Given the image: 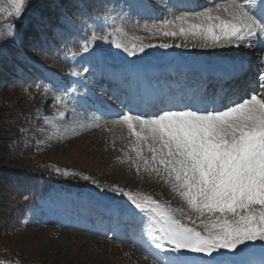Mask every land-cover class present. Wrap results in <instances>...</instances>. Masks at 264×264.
Segmentation results:
<instances>
[{
	"label": "rangeland",
	"instance_id": "1",
	"mask_svg": "<svg viewBox=\"0 0 264 264\" xmlns=\"http://www.w3.org/2000/svg\"><path fill=\"white\" fill-rule=\"evenodd\" d=\"M31 1L23 18L14 21L23 30L34 22L46 24L31 9ZM93 1L74 0L78 8L72 15L60 10L56 24L62 28L51 30L48 39L42 38L38 52L31 51L24 65L10 69L7 79L12 82L0 84V106L14 120L7 142L20 150L8 168L26 170L41 186L51 189L49 198L38 200L19 228L0 234V261L7 264H167L175 254L154 248L152 242L159 236L155 221L150 215L138 214L126 197L115 192L116 187L137 197L151 196L175 210L181 222L193 226L195 221L198 231L204 230L202 220L210 223L219 215L201 216L175 191L162 169L157 173L151 165L146 168L133 148L141 147L143 157L150 160L147 146L137 145L127 127L114 122L122 113L147 116L168 107L160 100L168 94L164 99L174 101L170 89L179 94L173 106L202 107L195 87L191 88L198 75L187 73L184 64H192L189 71L211 64L228 71L253 58L255 66L260 60L250 56V49L261 45L243 51L227 43L212 46L209 40V46L203 47L205 41L199 37L163 34L179 32L176 16L206 8H213L215 14V5L229 0H193L190 4L180 0H100V5L107 4L100 10L94 9ZM40 2L59 5L57 0ZM0 7L11 10L10 0H0ZM219 14L227 18L222 9ZM4 20L0 15V34L6 33ZM165 21L174 23L164 26ZM195 22L189 19V23ZM93 32L106 39L97 40L89 53L82 52ZM21 36L18 32L15 42L0 45V60L22 56L16 43ZM116 43L129 47L134 43L145 50L132 56L116 48ZM256 53L264 58L260 49ZM152 69L160 72L154 76L145 72ZM163 72L169 73L167 88ZM183 83H190L187 87L191 89H177ZM158 94H162L160 98ZM57 169L70 174L61 175ZM262 245L264 242H250L233 259L261 264L264 259L257 257L264 256ZM182 258L189 264L208 261L194 253Z\"/></svg>",
	"mask_w": 264,
	"mask_h": 264
},
{
	"label": "snow or ice",
	"instance_id": "2",
	"mask_svg": "<svg viewBox=\"0 0 264 264\" xmlns=\"http://www.w3.org/2000/svg\"><path fill=\"white\" fill-rule=\"evenodd\" d=\"M10 3L11 10L0 7L6 24V33L0 34V45L18 39L14 21L26 14L29 0ZM215 9V14L213 8L184 12L175 17L181 25L179 32L163 34L199 37L205 41L203 47L209 46V40L212 46L221 43L237 48L264 46V0H229L227 4L217 3ZM221 9L227 18L219 14ZM189 19L197 22L189 23ZM173 23L165 21L164 26ZM104 39L105 36L93 32L81 51L89 53L97 40ZM115 47L132 56L145 50L134 43L131 47L116 43ZM260 51L264 57V47ZM258 59L260 63L255 66L251 82L255 87L248 86L243 95L228 99L219 107L213 101L210 107L173 106L147 116L122 113L114 122L125 125L137 145L147 146L152 154L150 160L143 157L141 147L134 146L137 159L143 160L146 168L151 165L152 171L159 173L162 169L175 191L195 211L201 216L219 213L210 223L202 220L204 230L198 231L195 221L193 226L181 222L175 210L151 196L137 197L116 187L115 192L126 197L138 214L150 215L155 221L159 236L152 242L154 248L175 254L167 264H189L182 258L188 253L207 257V264H239L233 257L242 253L248 243L264 242V58ZM56 171L70 174L67 170Z\"/></svg>",
	"mask_w": 264,
	"mask_h": 264
},
{
	"label": "trees",
	"instance_id": "3",
	"mask_svg": "<svg viewBox=\"0 0 264 264\" xmlns=\"http://www.w3.org/2000/svg\"><path fill=\"white\" fill-rule=\"evenodd\" d=\"M57 2L59 5L53 7L50 4H42L40 0L30 2L31 9L45 18L46 24L34 22L32 26L24 27V30L21 24H16L19 34L23 33L17 45V49L21 50L23 54L22 56L13 55L10 60L5 57L0 60V84L5 86L12 82L7 79L10 69H13L15 64L24 65L23 63L30 59L31 51L35 52L39 49L41 39H48L51 30L60 29V24H56V17L60 14V10H65L69 15H72L78 8V5L74 4V0H57ZM93 3L94 9L103 8L99 0H94ZM89 8L91 7L86 9ZM12 119L8 109L0 106V234L19 228L29 216L31 208L35 206L37 200L49 192V186L46 184L41 186V183L35 181L28 171L8 168V165L13 164V160L15 161V154L20 155V150L9 147L7 142L8 133L11 131L9 127L13 126H11L14 121ZM0 264L7 263L0 261Z\"/></svg>",
	"mask_w": 264,
	"mask_h": 264
},
{
	"label": "bare ground",
	"instance_id": "4",
	"mask_svg": "<svg viewBox=\"0 0 264 264\" xmlns=\"http://www.w3.org/2000/svg\"><path fill=\"white\" fill-rule=\"evenodd\" d=\"M247 49H248V47H242V50H243V51H246ZM254 50H255V49H254ZM258 54H259V53H258ZM244 57H245V56H244ZM190 62H191V61H190ZM249 62H250V61H249V59H248L246 63H249ZM213 66H216V67H218V69H220V65L213 64ZM203 69H204V68H203ZM201 70H202V69H201ZM220 70H221V69H220ZM153 71H154L153 69L151 70V72H148L147 70H145L146 73L151 74V75H153V76H154L156 73H159V72H160V71H159V72H155L156 70H155L154 72H153ZM141 73H142V74H141L140 76L143 77V76H144V75H143V73H144L143 70L141 71ZM153 73H154V74H153ZM161 73H162V72H161ZM167 73H168V72H167ZM167 73H165V75H164V72H163V75H162L163 77L165 76V79H166V82L163 84L165 88H167V87L169 86V85H168L169 82H168V80H167V79H168V78H167V75H169V73H168V74H167ZM166 74H167V75H166ZM178 75H180V72H178ZM206 75H207V72H206V70H205L204 73H203V76H202V77H206ZM160 76H161V75H160ZM210 81H211V78H209L208 82H210ZM124 85H125V84H124ZM124 85H123V86H124ZM207 85L209 86L210 84H207ZM190 87H191V86H190ZM167 90H169V89H167ZM170 93H173V90H172V89H170ZM161 95H162V94H161ZM166 95H168V94H166ZM166 95L163 94L162 99H164V98L166 97ZM257 258L263 260V259H264V256H262V257H261V256H258ZM236 261L239 262V264H258L257 262H254L253 260H247V261H246L245 259H244V260H241L240 258H239L238 260H236Z\"/></svg>",
	"mask_w": 264,
	"mask_h": 264
}]
</instances>
